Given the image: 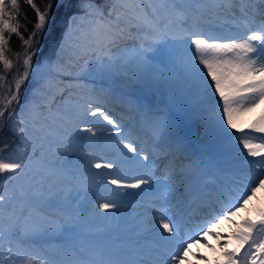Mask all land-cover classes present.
<instances>
[{"label": "snow or ice", "instance_id": "obj_1", "mask_svg": "<svg viewBox=\"0 0 264 264\" xmlns=\"http://www.w3.org/2000/svg\"><path fill=\"white\" fill-rule=\"evenodd\" d=\"M23 3L35 15L31 29L20 17L21 0H0V133L7 128L17 139L14 145L0 147V264H183L191 245L177 240L181 226L164 207L169 198L179 201L183 195L175 183L171 154L158 144L149 153L130 139L132 133L98 103L103 88L99 93L89 89L83 106L79 101L72 105L75 111L58 106L53 113L52 104L59 95L67 105L72 90L85 87L71 81L87 75L160 83L168 78L169 69L178 70L176 75L197 92L210 113L209 123L235 139L234 150L249 173L247 190L235 203L222 201L225 206L200 229L199 236L190 239L199 243L209 234L219 238L221 234L212 232L213 224L229 220L257 188L264 187V117L253 122L248 132L237 130L240 134L234 136L228 131L236 128L235 114L250 112L264 102V0H112L106 6L82 0L83 15L72 17L61 45L63 53L67 42L73 41L68 61L52 66L56 76L69 82L49 81L46 89L42 85L21 106V88L39 71L33 57L58 0H47L43 7L36 0ZM221 18L231 21L234 34L205 31L204 25ZM13 36L22 51L13 53ZM128 41L131 47H123ZM13 55L15 59L10 58ZM88 117L96 119L89 125ZM75 120L85 126L76 123L71 131ZM57 122L59 127L54 129ZM165 127V119L157 117V138H162ZM45 142L53 155L63 156L59 166L42 160ZM97 151L105 155L97 156ZM74 160L78 167L73 166ZM133 169L136 174H129ZM84 173L90 174L88 179H82ZM98 187L125 203L139 198V207L162 213L158 223L154 228L137 225L131 241L113 235L106 244L75 242L88 235L80 208ZM96 208L102 210L97 215H104L118 211L120 203L105 197ZM242 225L243 230L232 234L237 247L223 252L226 264H264V211L258 221L244 220ZM149 232L154 236H146Z\"/></svg>", "mask_w": 264, "mask_h": 264}, {"label": "bare ground", "instance_id": "obj_2", "mask_svg": "<svg viewBox=\"0 0 264 264\" xmlns=\"http://www.w3.org/2000/svg\"><path fill=\"white\" fill-rule=\"evenodd\" d=\"M259 7V5H257ZM83 15V14H82ZM76 16H81L78 14ZM215 22V23H213ZM211 25H204L205 31L211 30L213 35L218 36H229L235 33L234 25L230 21H226L225 19H219V22L213 21ZM69 28V27H68ZM67 28V32H68ZM66 32V33H67ZM131 47L132 42L128 41ZM73 41L70 39L67 42L66 50L62 53L61 52V45L65 44V37L63 39V43L60 45L59 48V55L57 56V64L67 63L69 54H70V47ZM128 44V43H126ZM125 44V45H126ZM123 46V45H122ZM124 47V46H123ZM56 64V65H57ZM176 69H169L168 78L160 83H152L143 79L140 80H132L128 81L123 78H116L115 80H100L98 77L93 75H87L81 81H71L72 83H79L84 85L85 87L76 88L72 90L71 99L67 105H64L63 102L60 100V96H56V103L52 104L53 113L57 112L58 106L61 110L64 107L69 108L72 111L75 109L72 108V105L76 104L79 101L80 105L83 106L84 99L88 97V90L89 89H96L97 93L101 88L105 89V94L100 96L101 98L106 96L108 99L107 101L101 102L100 106L104 107L103 105L107 106L105 109L108 110L111 114L114 115L115 118L122 117L125 115V125L128 127L129 130L127 132H139L144 131L145 127L149 126L155 130V121L157 117H165L162 115L164 112H169L172 117L178 122L183 123L184 121H190V119H198L196 121V128L193 129L194 134L198 133L199 131H203L204 136V143L212 148L215 152H221L219 154V158L225 159L230 157H236L233 160L226 159L222 165L215 164L209 157L210 150H207L203 147V157L195 156L192 152L187 150L186 141L188 136L183 140H175V147L171 149H167L165 153H170V159L175 161L176 156L179 153L185 152L187 154L186 157H181L182 163L184 166L182 169H178L175 166L176 170V177L183 174V180L185 184L180 186L183 195L180 196L179 199V207L176 206L175 215H173L174 219H179L181 214L184 215V208L188 205L186 202H190V196L196 200L197 195H194L195 192H200V190H204L209 192V189L212 186L219 187L220 185L223 187L225 185L229 186L232 190L230 194H235L234 198L231 196L228 201L230 203H235L236 199L243 194V191L247 189L239 190L234 192V188L239 185H244L240 180L237 179H229V181H224L221 176L230 175L235 177V174H240L241 171L235 170V166L237 164L243 163V161L238 159L239 153H237L234 149L236 147V141L234 138H228L224 135L222 129L218 126H213V124L209 123L210 113L205 110V105L201 103V98L198 96L197 92L194 89H190L181 78L176 75ZM63 79L64 83L67 84L69 81L67 78H62L56 76L55 73L52 74H44L42 79L39 80L37 84V88L40 89L42 85L47 87L49 81L53 84L57 83ZM98 81V82H97ZM97 84V85H95ZM100 84V85H99ZM150 86L146 89L147 86ZM97 86V87H95ZM55 91V89H53ZM37 90H35L36 92ZM34 92V93H35ZM34 93L33 97L34 98ZM84 94V96H83ZM120 94V96H119ZM65 99H68V94H64ZM77 98V99H75ZM92 99H96V96L93 95ZM37 101L41 99V97H36ZM50 99V97H49ZM118 100L117 106L118 110L112 107V100ZM218 99V97H217ZM163 100V102H161ZM93 102H97V100H93ZM99 102V101H98ZM149 105H153L149 107ZM169 105V106H165ZM176 105H181L180 107H176ZM129 106V107H128ZM133 110V111H132ZM133 112V115H132ZM138 113V118H136L134 113ZM121 114V115H119ZM261 117H264V102L259 103L254 109L249 111H243L237 113L233 117V123L236 125L234 129H228V131L232 132L235 135H239L240 132L237 130H243L244 132H248L250 125L253 122L259 120ZM136 118V119H135ZM30 117H27V120H30ZM88 119H92L91 121L95 120L93 117H88ZM151 121V122H149ZM153 121V123H152ZM166 121L165 131L163 132L162 140L165 139L168 135H174L172 133L178 132L181 123L175 124L172 121ZM79 120H75L71 126V131H74V127L76 123H79ZM59 123L52 125L54 129L59 127ZM90 123V122H89ZM132 123V124H131ZM135 123V124H134ZM180 124V125H179ZM134 125V126H133ZM182 124L181 127H183ZM198 127V128H197ZM152 131V130H151ZM192 133V132H191ZM202 133V132H201ZM143 143H147V138L141 137L140 138ZM173 142H169L172 144ZM149 144V141H148ZM157 144V143H156ZM160 146V144H158ZM161 148L163 146H160ZM150 150L152 151V145H150ZM149 150V151H150ZM158 150V149H157ZM150 151V152H151ZM97 156H101L99 153H96ZM104 155V154H103ZM163 154H161L162 156ZM113 158V157H110ZM193 159V160H192ZM248 159H252L249 157ZM186 160V161H184ZM59 166V164H56ZM74 167H78L79 165H73ZM213 169V173L210 174L208 171ZM93 172L100 171L102 173L106 172L107 170L101 169L96 170L93 169ZM125 171H128L127 169ZM247 168L245 167L242 171V174H246ZM129 174H136L135 170L133 169ZM204 175V180L201 178ZM90 174L84 173L82 175V179H88ZM248 177V176H247ZM110 178V177H109ZM159 178V176H158ZM231 178V177H230ZM203 180V181H202ZM181 182V180H180ZM222 183V184H221ZM109 187H112L109 185ZM185 188H188V195L185 191ZM224 189V188H223ZM133 191V190H128ZM227 192V190H225ZM93 196H90L91 200L90 203L84 204L85 201L81 204L80 212L83 213L82 223L86 226L85 231L88 233L86 237L81 240H77L75 242L84 243V244H106L109 242V237L113 235H121L131 241L135 239L136 234V226L143 223L144 227L146 228H154V226L158 223L157 213L160 212L158 210H149L147 207L141 208L139 207L140 200L139 198L132 199L129 202H122L120 198H116L112 196L110 193L106 192L103 187H98L91 192ZM90 193V194H91ZM215 193V192H213ZM216 194V193H215ZM109 199H117V202L120 203V208L118 211H113L111 213H107L104 215H97V212H102L96 208L97 202H103V198ZM188 197V198H187ZM127 199V198H124ZM174 198H169L173 200ZM189 199V201L187 200ZM176 200V199H175ZM187 204V205H186ZM193 205V203H190ZM172 205H165L167 209L172 210ZM203 206H200V208ZM93 209V212L90 210ZM208 209V208H204ZM264 210V187L257 188V191L252 198L247 201L244 207L240 208L235 215L231 216L229 220H222L218 224H213L212 232L221 234L219 238L213 236L211 234L203 236L199 243H190V248L188 249V253L186 258L183 261V264H226V259L223 255V252L233 250L237 247V241L233 237V233L239 230H243L242 221L244 220H254L260 217L261 211ZM186 211V210H185ZM211 214L213 215L214 212L212 208L209 211L205 212L204 214ZM105 215L108 216L105 219ZM100 229H105L104 232H100ZM167 235V234H165ZM146 236L153 237L154 234L149 232L146 233ZM93 241V242H92ZM206 241L207 243H205ZM220 241H225L227 245L226 248H221ZM211 243V244H210ZM246 247V246H245ZM241 252L244 249L240 250ZM199 254H202L203 257L206 259L199 260ZM199 261V262H197Z\"/></svg>", "mask_w": 264, "mask_h": 264}, {"label": "rangeland", "instance_id": "obj_3", "mask_svg": "<svg viewBox=\"0 0 264 264\" xmlns=\"http://www.w3.org/2000/svg\"><path fill=\"white\" fill-rule=\"evenodd\" d=\"M22 2H23V0H22ZM111 2H112V0H97V3H100L102 6H106V5L110 4ZM82 7H83L82 0H58L57 6H55L53 8L52 14H51V20L49 21V23L46 27V31L43 33V37H42L41 43L39 45V51L33 57V66H34V68H37L39 71L31 74L29 76V79L25 82V85L22 86L21 98H20L21 106L27 104L28 101L32 99L33 93L35 92V90H38L37 84L39 83V80L42 79V76L44 74L54 73L52 71V66H56V64L58 62V60H57V56L59 55L58 51H59L60 45L63 43V39H64L65 34L67 32V28L69 27L70 21H71L73 16H76L80 13L83 14ZM21 9H22L21 13H22V11L24 13L25 9L22 5H21ZM72 9H74L76 11L72 12V14H69L68 11L72 10ZM21 13H20V17L22 19V22H24V20H23L24 16ZM10 47L13 49V53L22 51L21 42L15 36H13L11 39ZM10 58L15 59L14 55L11 56ZM2 68H3V66L0 65V71H2ZM11 71L14 73L15 68ZM95 85H97V84H95ZM95 87H97V86H95ZM148 87L150 88V86L148 85L146 87V89ZM119 96H120V94H119ZM75 99H77V98H75ZM101 99H102V101L99 100V102H98L100 105L102 104L101 102H104V100H105L104 98H101ZM92 100L95 101L96 99H92ZM161 102H163V100ZM103 106L106 108L105 105H103ZM111 106L114 107V109L118 108L117 105H111ZM165 106H169V105H165ZM180 106L181 105H176L177 108ZM134 114L136 115L135 117L138 118V113L136 112ZM43 115H48V113H44ZM112 115L114 116L116 114L112 113ZM119 115H121V114H119ZM132 115H133V112H132ZM23 116L26 120H27V117H30V115L27 112H24ZM125 118L126 117L124 115L122 117H118V120H120L122 122V124L125 126V129L127 132L129 130L128 129L129 126L127 127L125 125V122H127V120ZM91 120L92 119H88L89 125L92 123ZM197 120L198 119H196V120L190 119V121H187L186 123L185 122H183V123L179 122V123H181V125L179 124L180 128L178 129V132H175L176 136L174 137V140L181 139L183 133L187 129V124L195 126L197 124L196 123ZM182 124H184L183 127H181ZM80 126H81V128H83L85 126V124L80 123ZM190 129H191V127H190ZM74 131H75V127H74ZM172 134H174V133H172ZM81 135H86V134L81 133ZM203 136H205V135H203ZM129 138L132 139L133 141L137 142V143L139 142V139L137 138V135H135V133H132V135L129 136ZM34 140H35L34 135L29 137V147L31 146V143ZM171 141H173V140H171ZM16 142H17L16 137L7 128H5L4 132L0 133V147H2L5 143H7L11 146V145H14ZM148 145H150V144L147 143L146 147H145V151H147V152H149V150H148L149 147H147ZM167 147L169 148L171 146H168L166 144L165 150ZM74 150L79 151L80 149H74ZM84 150H87V149H84ZM44 152H45V156L42 157V160L52 161V162H55V164H59L63 160V156L60 155L59 153H57L55 155L52 154V149H49L47 142H45ZM97 153H99L100 155H103V154L105 155V153L100 152V151H97ZM72 163H73V165H79V162L75 161V160ZM175 166H176V168H178L180 170L182 169V165H180L179 163H175ZM6 175L7 174H4L5 177H6ZM180 180H181V182H180ZM175 183L176 184L180 183V186H183L185 184V182L183 180V174L176 177ZM182 190H183V188H182ZM90 196H93V194L92 193L89 194V198H88V200L85 201L84 204L90 203V200H91ZM90 212H93V209H91ZM219 243L224 244L226 242L220 241ZM200 256H203V255L199 254V257ZM199 260H201V259L199 258ZM197 262H199V261H197Z\"/></svg>", "mask_w": 264, "mask_h": 264}, {"label": "trees", "instance_id": "obj_4", "mask_svg": "<svg viewBox=\"0 0 264 264\" xmlns=\"http://www.w3.org/2000/svg\"><path fill=\"white\" fill-rule=\"evenodd\" d=\"M21 2H22V0H21ZM36 2H37V4L39 5V6H41V7H43L44 6V4H46L47 3V0H36ZM21 5L24 7V9H25V11H24V13H23V11H22V13L21 14H23V16L25 17H27V20L26 21H24V22H26V23H28V26L30 27V29H31V27H32V24L35 22V15H34V12L26 5V4H24L23 2L21 3ZM69 13H71L72 11L71 10H69L68 11ZM22 16V17H23Z\"/></svg>", "mask_w": 264, "mask_h": 264}]
</instances>
